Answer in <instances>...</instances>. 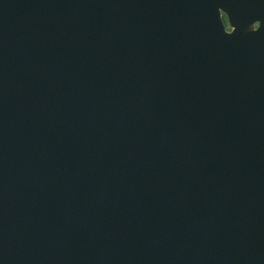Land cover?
Segmentation results:
<instances>
[{
	"label": "water",
	"instance_id": "water-1",
	"mask_svg": "<svg viewBox=\"0 0 264 264\" xmlns=\"http://www.w3.org/2000/svg\"><path fill=\"white\" fill-rule=\"evenodd\" d=\"M0 264H264V0H0Z\"/></svg>",
	"mask_w": 264,
	"mask_h": 264
},
{
	"label": "rangeland",
	"instance_id": "rangeland-1",
	"mask_svg": "<svg viewBox=\"0 0 264 264\" xmlns=\"http://www.w3.org/2000/svg\"><path fill=\"white\" fill-rule=\"evenodd\" d=\"M225 22H226V27H227V29L229 30L228 21L226 20Z\"/></svg>",
	"mask_w": 264,
	"mask_h": 264
},
{
	"label": "trees",
	"instance_id": "trees-1",
	"mask_svg": "<svg viewBox=\"0 0 264 264\" xmlns=\"http://www.w3.org/2000/svg\"><path fill=\"white\" fill-rule=\"evenodd\" d=\"M224 20L226 21V18L224 17Z\"/></svg>",
	"mask_w": 264,
	"mask_h": 264
},
{
	"label": "snow or ice",
	"instance_id": "snow-or-ice-1",
	"mask_svg": "<svg viewBox=\"0 0 264 264\" xmlns=\"http://www.w3.org/2000/svg\"><path fill=\"white\" fill-rule=\"evenodd\" d=\"M254 33H258V32H254Z\"/></svg>",
	"mask_w": 264,
	"mask_h": 264
}]
</instances>
